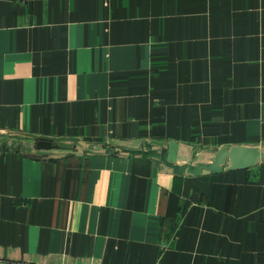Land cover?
I'll return each instance as SVG.
<instances>
[{
    "label": "crops",
    "instance_id": "obj_1",
    "mask_svg": "<svg viewBox=\"0 0 264 264\" xmlns=\"http://www.w3.org/2000/svg\"><path fill=\"white\" fill-rule=\"evenodd\" d=\"M0 129L264 147V0H0ZM31 263L264 264V160L175 175L1 140L0 264Z\"/></svg>",
    "mask_w": 264,
    "mask_h": 264
},
{
    "label": "water",
    "instance_id": "obj_2",
    "mask_svg": "<svg viewBox=\"0 0 264 264\" xmlns=\"http://www.w3.org/2000/svg\"><path fill=\"white\" fill-rule=\"evenodd\" d=\"M4 139H6L7 145L21 140L32 153L47 154L54 159L70 153L78 156L133 155L158 161L161 170L175 175L214 174L222 171L223 168L246 169L257 164L260 160H264V147L250 144L220 146L215 151L198 150L193 153L192 146L172 140L163 144L149 138L131 140L109 138L103 145L88 143L78 136H53L0 129V141ZM37 140L72 147L38 148L35 146Z\"/></svg>",
    "mask_w": 264,
    "mask_h": 264
},
{
    "label": "rangeland",
    "instance_id": "obj_3",
    "mask_svg": "<svg viewBox=\"0 0 264 264\" xmlns=\"http://www.w3.org/2000/svg\"><path fill=\"white\" fill-rule=\"evenodd\" d=\"M5 141H6V139L5 140H3V142L5 143ZM91 144H95V143H91ZM38 145L39 146H46V147H50V146H52L53 144H51V143H49V142H38ZM62 147H72V146H64L63 144H62Z\"/></svg>",
    "mask_w": 264,
    "mask_h": 264
},
{
    "label": "trees",
    "instance_id": "obj_4",
    "mask_svg": "<svg viewBox=\"0 0 264 264\" xmlns=\"http://www.w3.org/2000/svg\"><path fill=\"white\" fill-rule=\"evenodd\" d=\"M43 141V140H42ZM6 142V141H5ZM45 142H47V141H45ZM7 144V143H6ZM54 145V144H53ZM10 146V145H9ZM35 146L37 147V145L35 144ZM41 147V146H40ZM38 148H39V146H38Z\"/></svg>",
    "mask_w": 264,
    "mask_h": 264
},
{
    "label": "built area",
    "instance_id": "obj_5",
    "mask_svg": "<svg viewBox=\"0 0 264 264\" xmlns=\"http://www.w3.org/2000/svg\"><path fill=\"white\" fill-rule=\"evenodd\" d=\"M31 264H37V263H31Z\"/></svg>",
    "mask_w": 264,
    "mask_h": 264
}]
</instances>
